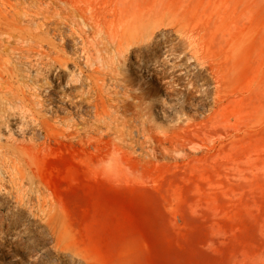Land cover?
Segmentation results:
<instances>
[{
	"label": "rangeland",
	"instance_id": "rangeland-1",
	"mask_svg": "<svg viewBox=\"0 0 264 264\" xmlns=\"http://www.w3.org/2000/svg\"><path fill=\"white\" fill-rule=\"evenodd\" d=\"M130 2L171 32L149 59L131 52L118 64L119 77L147 93L146 132L133 149L115 151L109 174L94 173L110 152L107 139L85 152L62 143L40 153L38 168L26 171L23 201L0 206V264H264V0ZM187 34L222 84L225 104L212 118L210 98L165 97L172 79L178 89L208 79L185 56ZM17 125L0 132V145L27 141ZM7 179L0 189L13 197ZM44 193L58 215L30 206Z\"/></svg>",
	"mask_w": 264,
	"mask_h": 264
},
{
	"label": "bare ground",
	"instance_id": "bare-ground-1",
	"mask_svg": "<svg viewBox=\"0 0 264 264\" xmlns=\"http://www.w3.org/2000/svg\"><path fill=\"white\" fill-rule=\"evenodd\" d=\"M120 1L0 0V132L22 124L23 132L30 134L23 143L0 145V182L7 177L15 190L10 197L0 189V206L23 201L26 171L38 168V155L43 151L69 143L85 152L107 139L110 152L94 173L109 174L108 167L117 161L115 151L133 149L146 132L147 93L144 89L136 92L127 76L120 78L118 64L121 59L129 61L131 52L134 57L149 59L163 39L170 40L171 32L168 35L160 30L148 11L137 15L131 0ZM106 33V42L98 41L97 37ZM180 40L186 45L185 56L201 64L199 71L208 79L200 78V84L190 80L184 89H178L172 79L164 88L165 97L176 104H184L187 96L194 94L210 98L214 108L209 118L217 116L225 103L215 69L202 62L191 34ZM172 51L173 47L167 49ZM105 53L107 69L102 70ZM196 64L188 68L198 69ZM129 104L134 112L127 116ZM16 108H20L19 114ZM31 198L30 206H36L35 202L44 208L47 205L43 211L49 216L60 213L46 193ZM2 224L0 213V230ZM3 253L0 241V256Z\"/></svg>",
	"mask_w": 264,
	"mask_h": 264
}]
</instances>
